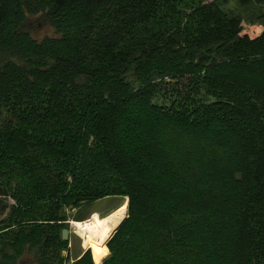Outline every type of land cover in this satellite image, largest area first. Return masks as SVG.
<instances>
[{
	"label": "trees",
	"instance_id": "16d2710c",
	"mask_svg": "<svg viewBox=\"0 0 264 264\" xmlns=\"http://www.w3.org/2000/svg\"><path fill=\"white\" fill-rule=\"evenodd\" d=\"M230 1L0 0V264H94L62 211L107 197L102 264H264V0Z\"/></svg>",
	"mask_w": 264,
	"mask_h": 264
},
{
	"label": "rangeland",
	"instance_id": "374dc122",
	"mask_svg": "<svg viewBox=\"0 0 264 264\" xmlns=\"http://www.w3.org/2000/svg\"><path fill=\"white\" fill-rule=\"evenodd\" d=\"M236 1L237 0H231L229 7L233 8L236 4ZM241 31H242V35H247V37H249L250 40H254V39H258L264 33V26L259 22L250 23L247 21H243L241 24ZM154 102L160 106H167V101H164L161 98L155 99ZM7 204L9 206L13 205V201L7 199ZM124 205H126V215H127L128 199L125 197H107L94 202L92 205L89 206V208H84L81 210L79 209L72 210L71 208H69L64 210V212L62 211V215H65L67 218L63 230L68 231V239L64 241L67 244L66 251L62 253V256L66 257L68 261L72 263L73 261L78 260L85 252L89 251L93 263L95 264L91 250L87 247H84V241L83 238L81 237L84 234L80 233V229H78L79 226H75L74 224L86 223L87 221L92 220V218L96 215L98 216L99 219H103L108 215L112 214L113 212L118 211ZM5 217L0 216V223L3 220H5ZM78 217H80L83 221L78 222ZM62 231L60 233L61 239H62ZM85 232H86V228L83 233ZM105 247L107 249V255L100 262V264H102L103 261L109 256V250L106 245Z\"/></svg>",
	"mask_w": 264,
	"mask_h": 264
},
{
	"label": "bare ground",
	"instance_id": "6f19581e",
	"mask_svg": "<svg viewBox=\"0 0 264 264\" xmlns=\"http://www.w3.org/2000/svg\"><path fill=\"white\" fill-rule=\"evenodd\" d=\"M125 216L126 205L103 219H99L96 215L92 220L87 221L86 223L74 224L75 226H79L78 229H80V233L84 234L81 236L84 241V247L91 250L96 264H100V262L106 257V241L111 237ZM85 228L86 232L83 233Z\"/></svg>",
	"mask_w": 264,
	"mask_h": 264
},
{
	"label": "water",
	"instance_id": "95a60500",
	"mask_svg": "<svg viewBox=\"0 0 264 264\" xmlns=\"http://www.w3.org/2000/svg\"><path fill=\"white\" fill-rule=\"evenodd\" d=\"M64 212V211H63ZM127 218V215L125 216V218L121 221V223L119 224V226L117 227V229L113 232V234L111 235V237L108 239V241L113 237V235L117 232V230L119 229V227L121 226V224L124 222V220ZM68 239V231L63 230L62 231V240L66 241ZM107 241V242H108ZM106 242V243H107Z\"/></svg>",
	"mask_w": 264,
	"mask_h": 264
},
{
	"label": "crops",
	"instance_id": "0c3cea01",
	"mask_svg": "<svg viewBox=\"0 0 264 264\" xmlns=\"http://www.w3.org/2000/svg\"><path fill=\"white\" fill-rule=\"evenodd\" d=\"M96 264V263H95Z\"/></svg>",
	"mask_w": 264,
	"mask_h": 264
}]
</instances>
